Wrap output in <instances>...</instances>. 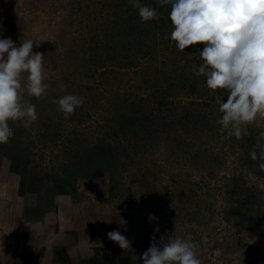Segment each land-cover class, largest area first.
I'll return each instance as SVG.
<instances>
[{"label":"rangeland","instance_id":"1","mask_svg":"<svg viewBox=\"0 0 264 264\" xmlns=\"http://www.w3.org/2000/svg\"><path fill=\"white\" fill-rule=\"evenodd\" d=\"M141 3L158 18L142 22L129 0H0V38L43 40L33 52L49 85L25 93L34 122L9 121L0 178L34 196L104 183L132 241L112 250L117 264H143L151 243L176 237H191L202 264H264V171L250 157L264 118L240 140L223 129L228 93L195 74L204 45L179 51L170 6ZM66 94L84 98L71 115L54 102Z\"/></svg>","mask_w":264,"mask_h":264},{"label":"clouds","instance_id":"2","mask_svg":"<svg viewBox=\"0 0 264 264\" xmlns=\"http://www.w3.org/2000/svg\"><path fill=\"white\" fill-rule=\"evenodd\" d=\"M138 9L142 22L158 18L156 9L129 0ZM170 6L171 40L179 51L201 43L203 61L195 74L206 78L209 89L228 93L221 102L222 117L217 123L237 140L247 135V125L264 118V0H159ZM43 40L28 39L17 46L12 39L0 38V143L13 136L9 121H24L28 127L37 119L36 106L25 102V93L39 99L46 94L44 55L33 52ZM65 115L74 113L84 103L77 94H66L54 101ZM251 151L252 160H259L264 171V132ZM111 223V220L108 221ZM126 227V221L118 219ZM195 227V225H193ZM158 230V229H157ZM107 237L124 251H132V241L118 230ZM198 245L189 238H169L156 246L153 242L139 257L143 264H202ZM134 256V259L138 258Z\"/></svg>","mask_w":264,"mask_h":264},{"label":"crops","instance_id":"3","mask_svg":"<svg viewBox=\"0 0 264 264\" xmlns=\"http://www.w3.org/2000/svg\"><path fill=\"white\" fill-rule=\"evenodd\" d=\"M105 192L99 180H84L34 196L12 176L0 178V264H111L118 244L107 233L127 238L128 230Z\"/></svg>","mask_w":264,"mask_h":264},{"label":"trees","instance_id":"4","mask_svg":"<svg viewBox=\"0 0 264 264\" xmlns=\"http://www.w3.org/2000/svg\"><path fill=\"white\" fill-rule=\"evenodd\" d=\"M126 262L128 263V261L125 259H119V264H127ZM111 264H117V260L115 258H112Z\"/></svg>","mask_w":264,"mask_h":264}]
</instances>
